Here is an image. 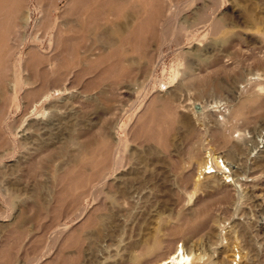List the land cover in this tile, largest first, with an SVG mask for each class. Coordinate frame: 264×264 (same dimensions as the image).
Segmentation results:
<instances>
[{
  "label": "rangeland",
  "instance_id": "obj_1",
  "mask_svg": "<svg viewBox=\"0 0 264 264\" xmlns=\"http://www.w3.org/2000/svg\"><path fill=\"white\" fill-rule=\"evenodd\" d=\"M76 1L0 0V264H264V0Z\"/></svg>",
  "mask_w": 264,
  "mask_h": 264
},
{
  "label": "bare ground",
  "instance_id": "obj_2",
  "mask_svg": "<svg viewBox=\"0 0 264 264\" xmlns=\"http://www.w3.org/2000/svg\"><path fill=\"white\" fill-rule=\"evenodd\" d=\"M78 2H79V7H78V12H77V16H78V20H80V18L81 17H84L83 15L86 13H88V17H90V13H89V9H88V5H87V2L85 1V0H77ZM76 1V2H77ZM5 2H6V0H5ZM8 2V1H7ZM2 3H4V1H2ZM5 4V3H4ZM11 5H13V3L11 4ZM17 5V4H16ZM92 5V4H91ZM110 5V4H109ZM1 6H2V4H1ZM93 6H94V4H93ZM14 7H17V6H15L14 5ZM120 7V6H119ZM1 8V7H0ZM93 8H95V7H93ZM92 8V10H94ZM16 9V8H15ZM91 9V8H90ZM1 10V9H0ZM13 10H14V8H13ZM17 10V9H16ZM119 10V9H118ZM15 14V13H14ZM85 14V15H86ZM87 16V15H86ZM86 16L83 18L84 19V21H85V23H84V25H83V27L85 28L84 29V31H91V29H90V26L91 25H89V24H87V20H88V18L86 19ZM77 20V21H78ZM90 20V19H89ZM97 23V22H96ZM105 24V23H104ZM81 25V24H80ZM94 25V24H93ZM134 25V24H133ZM102 26H103V24H102ZM101 26V27H102ZM131 26V25H130ZM101 27H97L96 29H94L95 30V32L96 31H98L99 29H101ZM70 28H72V27H70ZM128 28H129V26H127V27H125V33H123L122 32V34H120L121 33V30H116L115 31V33L117 34V37H119L120 35H121V40H126V39H128L129 37H128V32L130 31H127L128 30ZM78 30V29H77ZM75 32V31H74ZM78 32V31H77ZM120 34V35H119ZM86 35V34H85ZM123 47H125V46H123ZM122 48V47H121ZM241 114V111L240 110H238V111H236L235 112V115L236 116H239Z\"/></svg>",
  "mask_w": 264,
  "mask_h": 264
}]
</instances>
